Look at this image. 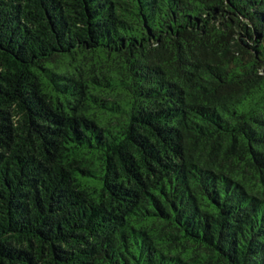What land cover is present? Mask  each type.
Masks as SVG:
<instances>
[{
    "label": "trees",
    "instance_id": "1",
    "mask_svg": "<svg viewBox=\"0 0 264 264\" xmlns=\"http://www.w3.org/2000/svg\"><path fill=\"white\" fill-rule=\"evenodd\" d=\"M0 264H264V0H0Z\"/></svg>",
    "mask_w": 264,
    "mask_h": 264
}]
</instances>
